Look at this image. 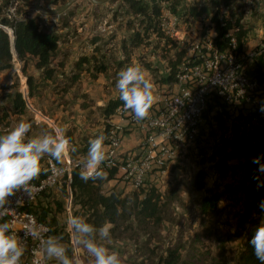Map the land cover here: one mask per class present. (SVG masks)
Returning <instances> with one entry per match:
<instances>
[{
    "label": "rangeland",
    "instance_id": "rangeland-1",
    "mask_svg": "<svg viewBox=\"0 0 264 264\" xmlns=\"http://www.w3.org/2000/svg\"><path fill=\"white\" fill-rule=\"evenodd\" d=\"M69 1L54 4L41 0L40 5L46 10H59ZM230 2V7L224 6L222 10L228 16L234 12L243 17L242 23L248 28L246 51L264 44V0ZM35 3L36 0H31L23 4L22 9L37 19L42 30L59 34V51L53 63L62 62L63 66H57V72L50 80L40 77L33 60L26 72L22 71L21 61L20 66L14 63L11 69L1 72L0 127L12 118L17 122H30L32 128L28 139H31L40 133H54L56 125L69 138L70 150L74 148L75 151L77 148L88 151L89 141L98 136L105 137L104 143H107L113 127L122 134V143L129 144L128 151L142 153L145 134L132 122L133 114L125 110L123 113L116 111L110 118L104 115L108 102L119 96L116 88L118 73L129 66H139L145 71L155 96L150 113L155 111L160 100L170 93V86L162 81L169 72V60L178 51H183V56L189 51L190 43L181 38L187 36L191 41L194 37H209L216 31L210 19L195 20L181 15L180 11L191 6L209 5L210 0H174L172 7L169 2H164L159 31L146 29L147 19H143V23V17L134 14L126 0L102 3L75 0L65 11L53 15L38 10ZM7 9L9 14H15L12 16H20L17 3ZM8 30L12 36L11 29ZM138 32L143 35L142 42L137 45L133 39ZM83 58H88L89 62L76 68V63ZM100 63L106 65L104 72H97L94 67ZM30 75L35 78L34 95L25 112L17 115L12 96L17 90H29L27 77ZM260 96L258 106L264 105V87ZM230 117L228 114L223 126L206 120V130L197 142L186 146L162 172L148 175L141 185L135 186L120 174L106 182L104 189L116 190L129 205L143 188L156 187L163 194V220L159 224L139 225L130 209L127 211L130 218L116 226L110 223V238L102 239L97 235L96 243L116 252L121 264H162L161 259L167 257L171 249L179 250L180 264H216L218 261L239 264L247 246L246 234L236 235L242 216L250 210V220L258 228L264 223V213L258 207L255 187L248 177L249 172L259 167L252 163L255 157H232L235 149L240 151V147L230 130L233 125ZM87 151L71 158L72 162L83 164ZM47 157L44 156L41 163ZM108 161L106 158L100 167L113 168L107 166ZM198 175L204 178L205 184L200 190L196 187ZM63 194L57 191L50 198L40 199L44 204L54 206L52 201L64 202ZM213 195L221 196L220 200L206 213L202 205L206 197ZM74 203L76 216L84 219L76 199ZM56 215L59 223L65 225L66 214ZM72 247L73 251L68 253L70 258L76 257L82 264H94V258L82 246Z\"/></svg>",
    "mask_w": 264,
    "mask_h": 264
},
{
    "label": "built area",
    "instance_id": "built-area-1",
    "mask_svg": "<svg viewBox=\"0 0 264 264\" xmlns=\"http://www.w3.org/2000/svg\"><path fill=\"white\" fill-rule=\"evenodd\" d=\"M234 31L232 29L226 35L228 41L223 46L217 43L216 31L209 37H194L191 41L187 36L181 38L182 41L190 43L189 51L178 66L177 80L167 84L171 87H168L169 95L160 100L156 110L146 119L137 121L132 115V122L138 124L145 134L143 152H119L122 134L112 127L105 144L106 158L109 160L107 166L118 167V174L123 179L130 180L135 186L141 185L148 175L162 172L167 163L177 157L186 146L196 143L201 133L206 130L205 113L209 109L214 124H217L213 119L214 114H219L225 122L230 114L233 120L230 130L233 131L236 127L239 137L244 136L250 145L264 143V105L258 106L264 84H260L247 71L254 57L264 52V44L247 52L246 46L249 42H245L241 48ZM22 93L29 107L28 89ZM117 111L123 113L125 109L119 107ZM18 123L12 118L0 127V133L6 134ZM49 124L53 127L50 122ZM54 127L55 130L59 129L56 125ZM259 130L262 133L258 136ZM239 147L241 149L242 144ZM82 165L79 161L72 162L70 151L60 163L47 157L45 162L40 163L41 172L44 174L31 182L35 186L33 191L30 194L17 191L8 197L6 207L11 212L0 219V222H10L13 233L21 239L26 227L40 225L49 230L41 231V236H54V226L50 219H41L31 208L44 192L56 193L65 189L63 213L67 220L73 216L72 172L75 168L81 170ZM56 169L62 171L56 174ZM63 229L69 233L71 244L75 247L67 221ZM39 248V240L29 238L21 264H57L55 259L47 258L39 251L34 254L33 250Z\"/></svg>",
    "mask_w": 264,
    "mask_h": 264
},
{
    "label": "trees",
    "instance_id": "trees-1",
    "mask_svg": "<svg viewBox=\"0 0 264 264\" xmlns=\"http://www.w3.org/2000/svg\"><path fill=\"white\" fill-rule=\"evenodd\" d=\"M31 0H0V73L11 69L14 66L15 57L22 63V71L26 72L29 63L33 60L36 69L39 71V75L42 79L50 80L55 76L57 72V66H63L60 62L58 65L53 63L59 51L60 36L56 32L42 30L37 19L31 16L27 11H23V4L29 3ZM47 2V0H44ZM54 4H58L62 0H48ZM132 12L137 16H142L143 19H147L148 28L155 31L160 30V20L164 11V2H169V7H172L174 0H126ZM17 3L19 17H15L13 13L9 14L8 6ZM230 0H210V4L203 5L201 7L191 6L181 10L180 13L186 17H193L195 20L200 18H208L214 24L217 33V43L221 46L225 45L228 41L226 35L230 30L235 29L234 34L237 37L238 44L242 48L248 38V28L242 23V16L235 15L233 12L231 16H228L227 12L222 10V7H230ZM232 11V10H231ZM176 12V9H174ZM179 13V14H180ZM180 15V16H181ZM144 23V21H143ZM8 28L12 31L9 32ZM237 28V29H236ZM141 32L136 33V37L133 39L134 44H140L142 42ZM14 37V42L12 38ZM183 51H178L176 56L169 60V72L166 76L162 77L164 84H172L177 80L178 66L181 63L183 57ZM89 62L88 58H83L76 63V68L79 65H83ZM97 72H104L106 65L100 63L94 66ZM251 77L258 79L260 84H264V52L258 53L253 63L247 69ZM28 83V94L29 97L34 95L35 78L33 76L27 77ZM12 103L14 111L17 115H22L27 107V102L23 97L22 91H15L12 96ZM119 107H123V102L119 99V96L115 99H111L104 109V115L106 118H110L116 113ZM211 110L205 113V118L208 122L213 123ZM213 119L223 126L225 120L219 115L214 114ZM109 126V125H108ZM233 136L237 139V146L242 144L239 150L237 148L234 151L232 157H264V143H258L250 145L248 140L242 136L239 137L238 129L235 127L233 130ZM262 133L258 131V136ZM198 140V139H197ZM197 142V141H196ZM106 142L104 143V145ZM70 151V157L75 158L79 153H85L87 148H77L76 151ZM264 163V159H262ZM107 173V178L104 180L92 181L89 180L87 183L82 181L79 177V168H75L72 172L71 188L73 193V204L76 199L84 212V220L87 223L92 224L97 229L104 225L106 222L113 225H119L122 220H128L127 211L132 209L130 212L133 215L136 222L140 225H147L149 223L159 224L163 220V194L154 186L150 188H143V190L137 194L136 199L129 205V201L117 192L116 190L106 191L104 185L106 182L116 179L119 173L118 167L103 169ZM43 175V171L40 173ZM260 174L256 171L249 172L248 177L255 187L254 192L258 198V203L264 200V187L257 190V182L253 179V176ZM200 176V175H198ZM264 180V176H260ZM196 187L200 190L205 187L204 178L200 176L196 181ZM65 189H63L64 192ZM53 192H44L42 197L50 198ZM64 195V194H63ZM143 195V196H142ZM219 195H213L206 197L202 205L204 212L214 209L217 202L220 200ZM38 198L33 207L32 211H35L39 217L43 220L50 219V223L54 226L52 233L54 236H62L61 241L68 249L67 255L70 251H73V245L71 244V238L63 228L65 225H59L57 213L61 214L64 210V202L55 200L48 205L44 204L41 199ZM40 199V201H39ZM38 202H41L39 204ZM53 210L54 213H52ZM75 205H73V216H76ZM264 213V212H262ZM53 214V215H52ZM128 217V218H127ZM251 212L248 210L243 214L239 224L236 235L246 234L247 246L240 256L239 264H260L254 255L253 248L250 245V240L257 229L255 222L250 220ZM181 254L178 249L169 250L168 256L161 259L162 264H180ZM216 264H224L220 261Z\"/></svg>",
    "mask_w": 264,
    "mask_h": 264
},
{
    "label": "clouds",
    "instance_id": "clouds-1",
    "mask_svg": "<svg viewBox=\"0 0 264 264\" xmlns=\"http://www.w3.org/2000/svg\"><path fill=\"white\" fill-rule=\"evenodd\" d=\"M116 88L119 99L123 102L125 110L130 111L137 121H142L149 116L150 109L155 102L153 84L146 78L145 71L139 66H129L118 73ZM30 122L20 121L17 126L4 135H0V219L11 212L6 205L8 197L17 191L31 193L33 180L38 179L41 173V159L48 156L56 162H62L69 153L70 140L62 130L27 139L31 131ZM105 137L98 136L89 141L87 156L84 160L79 177L87 183L89 180L97 181L107 178V173L100 167L106 160L104 151ZM72 151H75L73 148ZM264 157H255L252 163L258 165L257 172L264 176ZM61 169H56L58 174ZM254 175L257 190L264 187V180ZM258 207L264 212V200ZM67 226L72 231L74 243L82 246L94 264H121L119 255L110 252L107 248L96 243L97 235L102 239L110 238L112 225L105 223L98 229L87 223L82 217L70 216ZM41 231H49L43 225L26 227L24 237L21 239L12 231V224L7 220L0 222V264H21L25 253L26 243L29 238L39 240L40 248L34 249V254L39 251L45 257L55 259L57 264H82L76 258L67 255L68 249L61 242L62 236H41ZM254 255L260 264H264V223L255 230L250 240Z\"/></svg>",
    "mask_w": 264,
    "mask_h": 264
},
{
    "label": "water",
    "instance_id": "water-1",
    "mask_svg": "<svg viewBox=\"0 0 264 264\" xmlns=\"http://www.w3.org/2000/svg\"><path fill=\"white\" fill-rule=\"evenodd\" d=\"M40 1L41 0H36V3H35V7L44 12V13H47V14H50V15H53V14H56V13H62L63 11H65L75 0H70L67 4H65L61 9L59 10H46L45 8H43L41 5H40ZM94 2L96 3H102V2H105L106 0H93ZM13 42H14V37H13Z\"/></svg>",
    "mask_w": 264,
    "mask_h": 264
},
{
    "label": "crops",
    "instance_id": "crops-1",
    "mask_svg": "<svg viewBox=\"0 0 264 264\" xmlns=\"http://www.w3.org/2000/svg\"><path fill=\"white\" fill-rule=\"evenodd\" d=\"M14 61H15L14 63H16V65L20 66V61L16 57H15ZM41 135H43V133L37 134L33 138L41 136ZM128 149H129V144L123 142L119 148V152L124 153V152L128 151ZM104 151H105V145H104Z\"/></svg>",
    "mask_w": 264,
    "mask_h": 264
},
{
    "label": "bare ground",
    "instance_id": "bare-ground-1",
    "mask_svg": "<svg viewBox=\"0 0 264 264\" xmlns=\"http://www.w3.org/2000/svg\"><path fill=\"white\" fill-rule=\"evenodd\" d=\"M12 40H13V38H12Z\"/></svg>",
    "mask_w": 264,
    "mask_h": 264
}]
</instances>
